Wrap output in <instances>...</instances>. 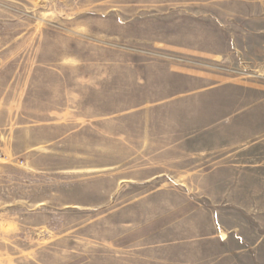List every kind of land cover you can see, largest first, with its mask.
I'll list each match as a JSON object with an SVG mask.
<instances>
[{"label": "rangeland", "instance_id": "rangeland-1", "mask_svg": "<svg viewBox=\"0 0 264 264\" xmlns=\"http://www.w3.org/2000/svg\"><path fill=\"white\" fill-rule=\"evenodd\" d=\"M260 25L264 0H0V264H184L197 208L264 218L236 186L263 134L217 145L198 92L262 83Z\"/></svg>", "mask_w": 264, "mask_h": 264}, {"label": "crops", "instance_id": "crops-1", "mask_svg": "<svg viewBox=\"0 0 264 264\" xmlns=\"http://www.w3.org/2000/svg\"><path fill=\"white\" fill-rule=\"evenodd\" d=\"M256 29L248 31L246 28L243 32L251 36H264V26ZM262 45L264 43L261 42L258 49L264 55ZM260 70L256 77L264 79V69L260 67ZM261 82L227 80L198 90L201 108H207V120L202 121L206 126L216 125L217 145L239 147L238 151H241L255 138L262 134L264 136V80ZM255 143L259 146L260 142L256 140ZM258 163V166L261 165V162ZM262 164L264 166V161ZM257 168L250 172L256 173ZM261 184L264 183L257 181L252 186L239 182L236 186L243 190L246 197L247 194L263 195ZM254 188L255 192L252 190ZM249 201L247 197L242 202L224 200L216 205L197 208L200 215L195 210L189 213V216L203 217V222L200 221V225L195 227V233L196 230L198 233L183 240L192 245L195 261L184 264H264V225L254 224L264 218L260 212H252ZM254 202L259 204L257 200Z\"/></svg>", "mask_w": 264, "mask_h": 264}, {"label": "built area", "instance_id": "built-area-1", "mask_svg": "<svg viewBox=\"0 0 264 264\" xmlns=\"http://www.w3.org/2000/svg\"><path fill=\"white\" fill-rule=\"evenodd\" d=\"M0 158H1V153H0Z\"/></svg>", "mask_w": 264, "mask_h": 264}]
</instances>
